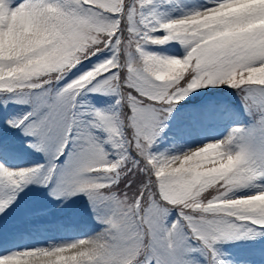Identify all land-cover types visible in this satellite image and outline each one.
<instances>
[{
	"label": "snow or ice",
	"instance_id": "6c2138e0",
	"mask_svg": "<svg viewBox=\"0 0 264 264\" xmlns=\"http://www.w3.org/2000/svg\"><path fill=\"white\" fill-rule=\"evenodd\" d=\"M193 133L195 147L159 150ZM30 185L57 210L83 197L99 230L10 250L52 212L22 203ZM0 252L264 264V0H0Z\"/></svg>",
	"mask_w": 264,
	"mask_h": 264
},
{
	"label": "rangeland",
	"instance_id": "374dc122",
	"mask_svg": "<svg viewBox=\"0 0 264 264\" xmlns=\"http://www.w3.org/2000/svg\"><path fill=\"white\" fill-rule=\"evenodd\" d=\"M181 3L187 7H191L193 4L203 3V0H181ZM178 13L179 10L173 11L171 15L176 16ZM168 51L172 52L173 49L168 47ZM205 92H207V90ZM220 96L222 99H229V97L223 96L222 94H220ZM89 99L98 107H103L106 103H112L114 98H94L90 96ZM17 107L19 108L20 106ZM197 138L199 142L204 139V136L200 137L198 135ZM165 143H172V137H167ZM182 144L185 145L186 143L182 142ZM195 146L196 145L188 146L187 148ZM41 159L42 158L37 154L32 157L17 159L13 161V163L19 164L20 166H28L39 162ZM20 195L23 197L22 203L35 204L39 208H49L52 209V212L47 216L37 218L36 223L39 224L40 227L32 229L33 231H31L33 234L28 231L29 229L24 230L19 236L8 242L6 245L8 247H13L12 245L15 244V248L18 251L34 247H47L50 244L67 242L74 237L78 239L80 235L84 236V233L90 234L92 230H99V225L91 218L86 208L87 201L83 197H75L73 198V202L67 207L57 210L55 204L52 202V198L47 195V189H39L36 185H30L29 188L25 189ZM14 223V219L10 220L8 228H11ZM8 228L4 229L5 237L7 236ZM40 228H43V230L40 231ZM83 230L85 232L82 234ZM27 233L30 236H25ZM10 250H14V248H10Z\"/></svg>",
	"mask_w": 264,
	"mask_h": 264
},
{
	"label": "bare ground",
	"instance_id": "6f19581e",
	"mask_svg": "<svg viewBox=\"0 0 264 264\" xmlns=\"http://www.w3.org/2000/svg\"><path fill=\"white\" fill-rule=\"evenodd\" d=\"M180 13H178V15H179ZM216 131H219V129H216V130H212V129H209L208 130V135H212V134H215V132ZM198 135L201 137V136H204L203 134L201 135L200 133H193L191 136H189V137H187L186 138V140H184V141H181L180 142V144H179V146H176V145H174L173 143H169V144H167V143H165V140H163L162 142H161V144L159 145V150H161V151H163V150H165V149H168V150H170V151H172V152H175V151H177V147H179V150L180 151H184V150H186L187 149V147L188 146H194V145H196V143L198 142ZM182 142H185L186 144L185 145H183L182 144ZM32 229H29L28 231H30L31 233H32V231H31ZM41 230H43V228H40V231ZM85 231L83 230L82 231V234L84 233ZM33 234V233H32ZM85 234L86 233H84V236H85ZM27 235H29L28 233L25 235V236H27ZM86 235H88V233L86 234ZM24 236V237H25ZM30 236V235H29ZM81 237H83V236H79L78 238H81ZM77 237H74V238H72V239H70L69 241H67V242H70V241H73V240H75ZM68 240V239H67ZM13 247H9V248H14V250L15 251H18L15 247H16V245L15 244H13L12 245ZM0 254H3L2 252H0Z\"/></svg>",
	"mask_w": 264,
	"mask_h": 264
}]
</instances>
